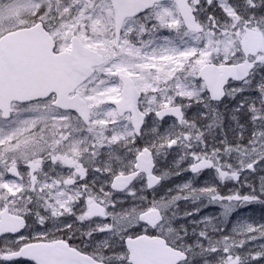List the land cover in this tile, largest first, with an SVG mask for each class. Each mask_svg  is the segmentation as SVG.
<instances>
[{"label":"snow or ice","instance_id":"6c2138e0","mask_svg":"<svg viewBox=\"0 0 264 264\" xmlns=\"http://www.w3.org/2000/svg\"><path fill=\"white\" fill-rule=\"evenodd\" d=\"M254 204L264 0H0V264H264Z\"/></svg>","mask_w":264,"mask_h":264},{"label":"flooded vegetation","instance_id":"af4514ba","mask_svg":"<svg viewBox=\"0 0 264 264\" xmlns=\"http://www.w3.org/2000/svg\"><path fill=\"white\" fill-rule=\"evenodd\" d=\"M206 176H207V174H206ZM175 182H179V178H177V180ZM219 211H220V209L218 207L213 206V207H208V208L204 209V214L215 215ZM241 214L251 216L252 218L257 220L258 222H264V206H261L258 204L250 205L249 208L247 210H243ZM232 219L233 220L236 219V214H233ZM229 227H231L230 224H229Z\"/></svg>","mask_w":264,"mask_h":264}]
</instances>
